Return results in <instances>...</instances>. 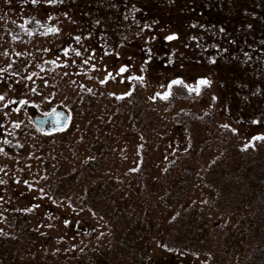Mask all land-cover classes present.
<instances>
[{
  "label": "rangeland",
  "instance_id": "rangeland-1",
  "mask_svg": "<svg viewBox=\"0 0 264 264\" xmlns=\"http://www.w3.org/2000/svg\"><path fill=\"white\" fill-rule=\"evenodd\" d=\"M82 1L85 0L72 2L73 13L57 14L55 8L52 13L30 11L31 8H15L0 0V69L3 74L14 72V68L8 67L18 60L20 67L25 69L16 81L33 88L34 92L40 90L33 103L13 110L10 105L15 88L7 82L0 83V97H3L0 99V229L13 231L15 222L22 221L20 211H23L33 232L50 234L53 264H74L72 260L64 262L57 258L61 251L66 253L72 249L91 248L97 254L102 251L116 253L121 248L127 251L130 246L127 249L122 244H127L133 232L136 234V228L141 233L145 227L176 210L163 202L171 179L180 174L183 163L200 168L219 153L220 149L208 140L223 126L236 130L238 145H247L256 135L264 134V71L259 77L251 71L248 74L251 79L236 78L237 83H232L229 75H221L204 60L203 51L212 46L208 31L176 25L179 37L169 41L164 39L168 33L158 29L159 22L183 12L189 0H159L153 5H159L157 11L147 10L135 20V12L140 7L138 2L147 3V0H136V4L125 8L129 20L122 24L115 19L110 29L88 25L94 14L77 8ZM117 1L113 0L111 7L119 10ZM141 18L144 21H138ZM74 38L85 41L83 52L76 58L81 61L80 68L58 55L60 46H72ZM165 53H169L173 62H163ZM155 57L162 64L155 65ZM236 62L245 65L247 60L242 58ZM121 66L125 67L123 73L119 71ZM55 69L64 73L63 77ZM50 75H57L56 86L45 85V81H50ZM176 75L184 85L192 87L197 85L199 76H205L211 81L210 88L200 87L198 97L185 94L188 98L176 100L170 109H167L166 101H162L159 104L161 114L167 112L169 115L184 109L206 111L211 118L208 123L181 134L173 128L172 122H168L167 130L153 137V161L161 163L151 173L157 183L153 191L149 187L140 191L136 177L138 140L128 116L127 102L136 99L139 93L149 96V100L157 104L152 98L153 93L165 92ZM101 80L105 82L101 83ZM244 89L245 93L238 95ZM172 92L182 93L177 87ZM212 96L218 99L214 106ZM220 105L229 111L244 108L246 113L255 116L247 119L252 122H241L226 115H215L213 107ZM54 108L67 111V125L54 130L37 128L32 117ZM252 147L260 152L264 143ZM104 154L107 158L103 159L102 170L96 172L94 164ZM176 157L177 164L166 166ZM70 171H74L71 177ZM77 172L81 173V180L73 184L79 177ZM57 179L61 182L54 185ZM59 187H69L65 199L52 196ZM84 187L98 200V207H103L107 201L112 205L125 204L126 216L114 225L88 209L75 207L67 200L68 196L78 199L85 193ZM139 191L142 195L150 194L147 204ZM204 198V190L198 185H194L185 197L198 202ZM126 203L132 208L137 203L135 215ZM4 206L10 207L11 211L5 212ZM245 215V212L211 214L208 221L213 241L223 235L229 237L230 229L240 226ZM215 222L218 225H214ZM218 226L226 228V232L222 233ZM154 235L152 232L150 237L155 238ZM149 242L155 244L153 239ZM40 251V254L44 252L43 249ZM214 252L218 261L204 260L202 264H234V257H228L223 249ZM28 257L24 255L21 259Z\"/></svg>",
  "mask_w": 264,
  "mask_h": 264
},
{
  "label": "trees",
  "instance_id": "trees-1",
  "mask_svg": "<svg viewBox=\"0 0 264 264\" xmlns=\"http://www.w3.org/2000/svg\"><path fill=\"white\" fill-rule=\"evenodd\" d=\"M1 1L13 5L15 8H31L30 11L52 13L55 8L54 12L57 14H62L64 11L67 13L74 12L71 6L74 0H54V2H49V0ZM157 1L159 0H147V3L139 1L140 7L135 12V20L143 16L147 10L150 12L153 8L154 11H157L159 5L153 6ZM112 2L113 0H104L103 3L97 2V0H85L83 3L79 2L77 8L80 11L94 14L91 22L88 23L91 27L97 28L99 26L110 29L114 25L115 19H118L122 24L129 20L125 8L129 9L136 4V0H118L115 3L119 6V10L111 7ZM138 21H144V18L138 19ZM183 24L198 31H202V29L208 31L207 36L210 37L212 46L206 47L203 51L204 60L208 61L209 64L211 63L210 66L215 67V70L221 75H229V79L232 78V83H237L236 78H250L248 74L251 71L256 77L263 73L264 0H189L187 8L183 12L159 22L157 27L159 30L168 33L165 36L175 33L176 37H179L175 27L176 25L183 27ZM45 25L46 23L43 24V26ZM73 41L72 46L69 44L60 46L61 52L58 55L71 60L74 65L80 68L81 61L80 59L76 60L80 56H77L76 53L83 52L85 41H77L76 38ZM65 49H67V54ZM162 56L163 62H173L169 53ZM242 58L246 59L248 64L244 62L245 65H242L236 62ZM250 60L252 62L249 64ZM154 61L155 65L162 64V61L156 60V57ZM20 65L21 63L15 60L11 62L8 68H14L16 71L3 74L0 69V83L7 82L15 88V94L11 98L10 105L13 110L24 108L33 103L34 96L40 92V90L34 92L33 88L30 89L28 85L16 81L22 76L20 72L25 69L24 66L22 68ZM248 65L252 67L248 69L246 67ZM77 70L79 71V69ZM54 71L63 77L64 73H60L58 69ZM56 76L50 75L48 77L50 81H45V85L56 86L58 82ZM177 78L180 79L179 75L174 77V79ZM201 78L207 77L199 76L197 79ZM62 82L64 83V80ZM175 87L181 89L182 93L173 94L172 90ZM200 87L210 88L209 85H201ZM245 90H242L238 95ZM165 92L169 93L167 98L163 97ZM165 92L155 91L153 93L154 102L157 104L150 101L149 96H142L139 93H137L136 99H128L127 102L128 116L134 130H136L138 140L136 177L142 189L140 191L146 187L153 191L157 183V180L152 178L151 173L155 168H159L161 163L153 161V137L156 134H163L167 130L168 122H172L173 128L181 134V132L190 131L201 123H208L211 118L206 111L199 113L184 109L169 115L167 112L161 114L162 109L159 104L162 101H166L167 109H170L176 100L188 98L185 94L196 95L197 97L199 94L196 91H189L184 87V83L180 85L169 83ZM20 101H24V103ZM202 101L205 103V100L202 99ZM212 102L214 106L218 102L217 97L212 96ZM213 110L216 112L215 115H226L234 120L240 119L241 122H252L247 119L255 116L249 112L246 113L244 108H235L233 111H229L220 105L218 108L213 107ZM208 141L220 149L219 153L200 168L187 163L181 165V172L171 179L163 201L168 203L167 207L173 206L176 207V210L172 211L170 216H163L157 220L154 225L152 223L147 228L145 227L141 233L136 228V234L133 232L127 244H122L127 249L130 246L127 251L121 248L116 253L109 254L102 251V253L97 254L94 249L85 248L72 249L71 252L66 253L61 251L60 256L57 254L55 256L64 262L72 260L74 264H202L204 260L217 262L219 258H216L218 256L214 254V250L221 251L223 249L224 254L228 257H234V264H264V149H260L259 152L255 150L256 147H252L264 143V134L256 135L252 142L247 145H238L235 140V132L229 126H223L216 133V136L211 135ZM104 158H107L105 154L103 158L95 162L96 172H101ZM177 163L178 158L176 157L173 161L166 163V166ZM73 172H68V175L73 176ZM77 175L79 177L74 179L73 184L81 180V173L77 172ZM60 182L61 180L57 179L54 185H58ZM194 185L201 186L204 190L205 198L201 202L185 199ZM68 189L69 187H59L58 192L54 194L51 191V194H54L52 196L57 199H65ZM84 189L85 193L78 199L69 195L67 200L72 202L75 207L79 206L92 211L93 214L110 224H119L122 218L126 216L127 207L125 204L118 206L107 201L102 205L103 207H98V200L91 197L87 188L84 187ZM140 191L139 195L147 204L151 199L150 194L142 195ZM126 204L131 207L129 203ZM136 206L130 208L132 215L136 213ZM3 208L5 212L11 211L8 206ZM13 212L18 213L15 210ZM236 212L246 213L240 226L230 229L229 237L226 238L223 235V237L213 241L208 221L211 214H233ZM20 214L22 221L18 224L15 222L13 231L7 232L0 229V264H45V262L53 264L52 261L55 259L51 257L50 234L46 231L33 232L24 219V212L20 211ZM135 222L139 226L136 219ZM214 225H218V223L215 222ZM218 227L222 233L226 232V228ZM152 232H155L154 236L158 239L150 237ZM152 239L155 244L149 242ZM41 249L44 251L42 254H40ZM24 255L29 257L21 259ZM205 256L207 259L204 258Z\"/></svg>",
  "mask_w": 264,
  "mask_h": 264
},
{
  "label": "water",
  "instance_id": "water-1",
  "mask_svg": "<svg viewBox=\"0 0 264 264\" xmlns=\"http://www.w3.org/2000/svg\"><path fill=\"white\" fill-rule=\"evenodd\" d=\"M68 119V113L63 108H54L46 114H35L32 117L33 123L40 130L64 128L68 123Z\"/></svg>",
  "mask_w": 264,
  "mask_h": 264
},
{
  "label": "snow or ice",
  "instance_id": "snow-or-ice-1",
  "mask_svg": "<svg viewBox=\"0 0 264 264\" xmlns=\"http://www.w3.org/2000/svg\"><path fill=\"white\" fill-rule=\"evenodd\" d=\"M49 2H54V0H49ZM145 27H147V25H145ZM52 31H57V30H56V29H52ZM175 36H176V34L173 33V34H170V35L165 36L164 39L171 41V40H173V39L175 38ZM78 39H79V38H78ZM65 53L67 54V49H65ZM76 55L79 56L80 53L77 52ZM53 63H54V62H53ZM85 63H87V61H85ZM94 67H95V66H94ZM119 71H120L121 73L125 72V67H124V66H121L120 69H119ZM104 82H105V81L101 80V83H104ZM170 83H171V85H180V84H183V81L177 78V79H173V80H171ZM210 83H211V81H210L209 79H207V78H201L200 80H198L197 85H196L195 88H193L192 85H186V84L184 85V87H186L189 91H196V92H199V91H200V86H201V85H209ZM157 95H160V94H157ZM168 95H169L168 92L163 93V97H164V98H167ZM153 98H155V97H153ZM0 99H3V97H0ZM20 102H21V103H24V101H20ZM57 123H58V122H57ZM233 131H236V130L233 129ZM65 223H68V222L65 221Z\"/></svg>",
  "mask_w": 264,
  "mask_h": 264
}]
</instances>
